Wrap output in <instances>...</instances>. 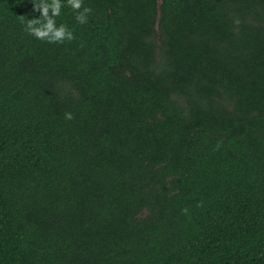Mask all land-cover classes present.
<instances>
[{
	"label": "trees",
	"instance_id": "16d2710c",
	"mask_svg": "<svg viewBox=\"0 0 264 264\" xmlns=\"http://www.w3.org/2000/svg\"><path fill=\"white\" fill-rule=\"evenodd\" d=\"M36 2L0 0V264H264V0H84L63 44Z\"/></svg>",
	"mask_w": 264,
	"mask_h": 264
},
{
	"label": "clouds",
	"instance_id": "9594fccd",
	"mask_svg": "<svg viewBox=\"0 0 264 264\" xmlns=\"http://www.w3.org/2000/svg\"><path fill=\"white\" fill-rule=\"evenodd\" d=\"M69 8L75 14L76 23L85 25L92 13L84 0H37L33 11H39L37 18L23 21V30L31 37L49 44H63L76 39L74 32L67 25L57 24L56 18L61 15L62 8ZM65 119L71 120L72 114L65 113Z\"/></svg>",
	"mask_w": 264,
	"mask_h": 264
}]
</instances>
